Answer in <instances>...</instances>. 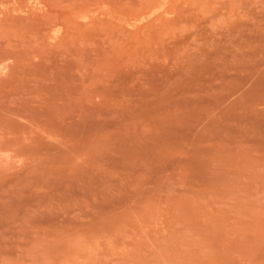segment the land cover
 Returning <instances> with one entry per match:
<instances>
[{"label":"rangeland","instance_id":"rangeland-1","mask_svg":"<svg viewBox=\"0 0 264 264\" xmlns=\"http://www.w3.org/2000/svg\"><path fill=\"white\" fill-rule=\"evenodd\" d=\"M0 264H264V0H0Z\"/></svg>","mask_w":264,"mask_h":264}]
</instances>
